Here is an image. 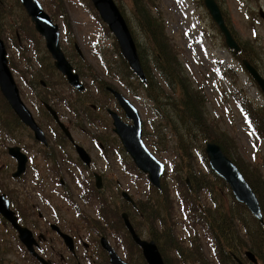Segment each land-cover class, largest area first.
<instances>
[{"label":"rangeland","instance_id":"rangeland-1","mask_svg":"<svg viewBox=\"0 0 264 264\" xmlns=\"http://www.w3.org/2000/svg\"><path fill=\"white\" fill-rule=\"evenodd\" d=\"M40 1L46 11L50 15L52 14L61 27L62 45L68 49V39H74L86 55V61L90 67L86 69L80 78L84 81L88 90L87 93L82 95L86 99L80 101L85 102V110L87 113L91 110H95L96 113L97 110L102 111L99 108L94 109L92 104H96L99 101L104 103L105 99L108 98L110 100L109 104L115 109L120 110L123 114V111L117 104V100L114 99V101L103 93L105 92L104 87L106 85L126 95L136 105L142 116L144 122V141L146 145L165 164L166 169L161 178L159 192L157 193L155 191L154 193H150L152 183L149 180L148 173L143 172L137 167L123 145H120V150L131 170H128V167L124 165L121 157L116 152H109V156H104L99 153L101 149L97 144H94L93 137L107 134L106 129L109 120L106 115H101V118L103 117L104 119L103 121H76L74 120L72 112L60 101L51 99L50 102L54 107L67 120L71 121L67 123L75 130L73 132L77 141L82 143L94 158V166H96V169L94 167L90 170L83 169L84 173H86L84 175H89L90 172L96 170L104 172L108 177L112 178V182L109 183L108 187L114 194L118 204L123 206L120 213L122 211H127L130 214L134 213L131 204L123 198L119 191L122 190L120 185L132 195L136 203H141L147 198H153L158 201L157 205H160L159 200H162L161 197L163 196L162 193L164 192L165 186L167 193L169 192L170 201H172L171 210L166 202L164 203L167 220L169 223H174L171 229L172 242L176 248L183 249L187 255H190L191 258L187 264H203L205 262L207 264H220V255H216V243L214 244L212 240L215 237V233L213 227H209L212 216L208 212L210 211L214 218H222L225 216L224 212L228 211L227 214L230 218L234 217L232 221L236 223L234 224L235 237L237 234L240 236V246L235 252L236 256L245 264H252L246 257V251L252 250L257 257L258 252L256 249H252V241L246 232V223L249 225L252 224V216L254 215L244 204L248 208L247 210L240 205L242 203L235 199L226 181L211 169L205 148L207 142H216L222 147L224 153L238 165L242 172L248 173L249 177L251 172L256 173L259 182L262 184L257 192V196L262 204V200H264V139H255L254 135L249 132L251 129L249 127L251 126L250 121L245 120L244 111L233 96L242 90V96L245 97L246 95L248 97L247 99L251 102L252 107L256 109V115H259L260 110L264 111V93L250 79L251 77L248 72L229 53L230 50L225 45V39L223 40L220 37L222 33H220L219 28L217 29L215 27L214 21L204 5V0H154L158 7L154 12L158 14L162 13L165 22L164 45L168 47V41L174 47V50L168 48L169 53L167 54L175 57V53H177L178 61L183 66L184 75L190 79L193 88L199 89L201 94L204 95L202 114L204 125L198 127L199 129L196 130L197 132L193 140H189L192 145V156L190 157L186 173L183 168L186 166V163L177 155L179 153V147L174 136V133L182 131V134H184L186 130L184 126H181L182 119L177 115L176 107L170 100L173 91L163 84L164 89L162 93L167 98L163 102V105L157 102L154 103L147 96L146 91L137 86L136 82L134 83L136 95H133L132 92L126 90L119 83L116 74L107 73L100 58V55L104 52L108 63L113 61L115 64L120 65L119 57L116 60L112 58L113 55H116L114 54V49L116 48L114 46L115 38L110 31H106L105 24L95 15L94 10L89 6L87 0ZM148 1L151 2L152 0ZM0 2H2L4 7L9 9L7 16L0 15V37L6 43L10 66L13 68L14 64L16 71L12 69L13 74L21 93H24L26 81L39 85L37 83L39 82V78H43L41 71L36 68L39 63H36L38 60L34 57V52L31 50L32 48H37L40 49L41 53L43 46L38 38L39 33L23 4L20 1L18 2V0H0ZM119 2L125 10V16L129 19V25L135 33L136 41L141 44L142 53L147 57L150 77L153 81L155 79L156 82L162 80L163 77L156 71L153 65V56H155L161 67L165 60H159L157 57L158 51H155L146 44L145 35L140 32L138 25L131 16L128 0H119ZM217 2L223 14L231 22L228 24L233 34L240 43L245 42L246 49L251 56L253 64L264 75V0H217ZM16 47H19L21 51L24 50V54L21 55ZM219 64L224 67L231 65L234 69H237L239 71L238 80L235 77H228V79L222 78L218 71ZM25 65L28 68L27 72H25ZM100 78L102 81L99 80ZM137 79L140 81L139 78ZM66 86L61 81L60 88H57V91L62 94V98L77 99V93L79 91L72 87L77 91V93H74L75 91L73 89L68 86L67 88ZM89 92L94 93V95H90V100L87 98L90 94ZM26 95L27 98L23 97L24 102L32 110L38 122L42 124L44 130L50 134L53 130V123L50 122L43 111L39 115L37 109L32 107V100L29 99L31 96ZM0 96L2 97H0V109L11 117L15 116L16 114L11 107L9 108V102L4 99L2 92H0ZM37 101L38 98H36L35 102ZM162 107L166 108L169 120L156 115V109L159 113L165 114V112H162ZM92 118L97 119V116L93 114ZM18 120L20 121V119ZM12 122L10 120V123ZM203 128H206V133L203 132ZM19 129L25 130L27 128L20 127ZM213 135L217 137V140H212ZM220 135L225 137L229 145L227 148L229 153L225 151L226 149L219 138ZM108 136L113 137L111 134H108ZM23 138L29 143L30 138L24 136ZM184 138L188 139V134H185ZM107 141L108 149L110 146H114L112 141ZM4 145V138H1L0 133V166L2 168L0 181L5 179V169L7 168L4 165L5 161L2 159ZM117 147H119V144H117ZM36 156L39 163V173L41 175L50 174L48 163L44 162L38 154ZM74 172L81 173V169L75 167ZM62 173L70 189V193L74 197L72 202L64 198L63 194L65 193L61 194L63 189L59 187L54 179L47 184V192L51 194L52 205L55 208L62 207L58 217L59 225L63 223L66 225L71 224L72 228L78 225L80 227L87 226L81 220L82 217L103 221L98 216L96 203L81 201L79 197L80 188L74 180V177L67 171H64V169ZM190 175H195L198 179H201L205 187L202 186L201 188L197 187L196 190H188L185 186V180ZM35 183L34 172H30L24 177V187L21 189L23 197L22 205H35L42 214L44 213V216L53 220L54 217L47 216L44 211L43 207L47 206V210L49 211L51 207L42 198ZM7 186L16 190L20 187V184L10 182L7 177ZM153 206L155 205L153 204ZM29 218L31 219V216ZM82 230L87 231L89 235L84 234L86 232ZM82 230V235L88 241V236L92 237L93 235L92 231L83 228ZM121 232L123 233V231ZM138 232L146 239L151 238L148 231L142 230L140 227ZM117 236L116 233H112L108 238L111 240V244L119 250L121 256H124L122 249L117 247L122 244H125L127 247L129 240H124L128 238L117 239ZM55 245L57 247L59 246L58 243H55ZM131 246L133 248L140 247L135 241ZM168 247L174 248L170 244ZM125 251H128V247ZM136 252L138 251L136 250ZM11 256L10 259L13 258L12 254ZM185 256L178 255V251L171 249H168L167 252L170 264H185L182 261ZM259 261L262 264L261 258ZM136 263L143 264L140 261H136Z\"/></svg>","mask_w":264,"mask_h":264},{"label":"flooded vegetation","instance_id":"flooded-vegetation-1","mask_svg":"<svg viewBox=\"0 0 264 264\" xmlns=\"http://www.w3.org/2000/svg\"><path fill=\"white\" fill-rule=\"evenodd\" d=\"M53 19L54 21H56L54 17ZM112 35L114 36L116 40V45L118 47V51L116 50V48L114 49V54L116 55H113L112 58L115 56V60H116V58L119 57L120 64L125 67V65L122 63L123 61H125L128 68L133 73H135L128 59L122 53L118 40L113 32ZM220 37L224 40L223 35H221ZM38 38L40 39L41 44L43 46L42 52L40 53V49L37 48L36 49L32 48L31 50L34 52V57L38 60V62L36 63L39 64L36 68L37 70L39 69L41 71L43 78L41 79L39 78V82H37L39 83V85H37L36 83L26 81L25 92L21 93L20 88L19 91L22 99L23 97L27 98L26 94L31 96V98L29 99L32 100V107L34 109L35 108L37 109L39 115L41 111H43L46 114L50 122L53 123V130L51 132L49 131L50 134H48L43 129L47 142H44L36 138L35 132L31 130L29 127H27V129L25 130L6 129L0 131L1 138H4V143H5L2 149V159L5 161L4 165L7 166V168L5 169V179L3 181H0V196H2L3 204L5 205V207L7 206L6 208L12 213V218H8L5 215V213L0 211V264H112L110 260L109 251L106 248H104L101 242V238L106 237L111 243V240L108 238V236L109 235L111 236L112 233H116L118 235V233L115 232V230L112 228L111 225L105 224V222L110 223L111 221L110 220L106 221V219L102 217V214L99 212V208L101 207V205L98 203V200L94 194L96 189L98 193L103 192L108 200L111 201L116 200L114 194L109 190L108 187L109 183L112 182V178L108 177L104 172L96 171L94 169H93L94 171L90 172L89 175H84L86 173H84L83 169L90 170L93 167L96 169V166H94L95 165L94 158L92 154H90L91 152H89L88 149L82 143L77 141V138L74 136V132H73L75 130H73L72 126L69 123H67L71 121L67 120L65 116L62 115L54 107V105L50 102V100L53 99L56 101H60L67 109H69L72 112L74 116V120L93 119L92 116L94 114L97 116V119H93V120L103 121L104 119L103 117L101 118V115H106V117L109 120L108 127L106 129L107 134L93 137L94 144H97L98 147L101 149V152L99 153L104 156H109L110 155L109 152L110 153L116 152L120 157H124L123 153L120 150L121 147L120 145L122 144L119 136L114 131L115 126L113 124L112 115L109 113V109L118 113L123 118L124 121L125 118L127 117L126 112L118 101L117 104L123 111V114L120 112V110H117L114 107H112L109 104L110 100L107 98L105 99L104 103L102 101H99L96 104H92V107L94 109L99 108L102 111L97 110L96 113L95 110H91L88 111V113H85L84 110L79 108L80 113H78L75 110V108L72 106V103L75 101L78 104H80L79 102L80 100H85L86 98L83 97L82 95L87 93L88 87L85 85L84 89L82 91H79V93H77V91L73 89L71 84L68 82L67 77L63 75L60 72V70L56 67L55 60L47 48L46 40L44 36L39 34ZM68 44H69L68 49L62 45V42H61V47L64 51L67 60L73 66L74 71L78 73L80 77H82L86 69L90 67L86 61V55L83 53V49H81L80 45L76 41H74V39L71 38L68 39ZM16 49L18 50V52H20L21 55L24 54V50L21 51L19 47H16ZM229 53L232 54L230 51ZM103 55H105V52L100 55V58L103 67L106 68L102 58ZM34 57L33 59H35ZM26 65H25V72H27L28 69ZM254 66L257 67L256 65ZM12 69L16 71L14 64ZM143 69H144V74L147 78V73L144 66ZM99 80L102 81L101 78ZM61 81H63L64 84L67 85L69 88L73 89L75 91L74 93H77L78 95L77 99L62 98V94L59 91H57V88H60ZM119 83H121L124 86L122 82ZM109 88L114 89L113 87L106 85L104 87L105 92L103 93L109 96L110 99L117 100L113 91L110 90ZM90 95L92 96L94 95V93L89 94V96L87 97L89 98L88 100L91 99ZM36 98H38L37 102H35ZM4 99L7 101L5 96ZM48 105H50L53 109H55L58 112V116L60 120L64 122V125L67 128V130L62 128V126L56 120L52 112L49 111L50 109L48 108ZM14 113L16 114L15 117L17 119H20L15 111ZM32 114L34 115L33 112ZM98 114L100 115L98 116ZM40 125L42 126V124ZM108 134H111L113 137L112 138L109 137ZM23 136L30 138L29 143L26 142ZM107 140L112 141L114 143V146H110V148L108 149ZM117 144H119V147H117ZM12 147H19V150L18 149L11 150ZM78 147L81 148L83 147L85 149L86 153L90 158L89 162L80 153ZM36 154H38V156L44 162L48 163L49 165L48 168L50 169L51 172L50 174L48 173L47 175H41L39 173V169H38L39 163ZM75 167H77V169H81V173H75L74 172ZM18 169H23V171L19 175H16ZM63 169L64 171H67L69 174H71L74 177V180L77 182L78 187L80 188L79 197L81 201L97 204L98 216L100 217V219L103 220L102 221L103 225L107 228V230L110 229L109 232H107V230L106 232H104L103 229L102 230L99 229L98 226L96 225L90 226L88 223H91L96 220H91L89 217H82L81 219L82 221H84V223H86L88 227L85 226L84 223H82V225H84L82 227L78 225L77 227H73V228L71 224L66 225L65 223H63L62 225H59L58 217L60 215L59 213L62 207L55 208L52 205L51 194L47 192V184H49L51 180L54 179L58 183L59 187L63 189L61 194L65 193L63 194L64 198L67 201L72 202L74 197L70 193V189L66 184V180L62 173ZM1 172H2V168L0 166V173ZM30 172H34V176L36 180L35 185L37 186V189L40 192L42 198L51 207L50 211L47 210V206L43 207L44 211L47 216L54 217L53 220L44 216L43 215L44 213L42 214L41 211L37 209V207H35V205L34 206L22 205L23 197L21 194V189L22 187H24L23 184L24 177L28 175V173ZM7 177L8 180L12 183H19L20 187H18L16 190H14L11 187H8ZM120 188L122 189L119 190L121 194L123 191H126L123 189L121 185ZM129 203L131 204L133 209L136 208L131 202ZM128 214L132 223L134 224L132 216L130 215V213ZM29 216H31V219L29 218ZM121 219L123 221V227L125 233L128 235V237H130L133 240L132 243H134V239L132 238L126 226L123 217ZM12 220H15V223L20 226L19 229L16 227V225ZM134 227L135 229H138L135 224ZM142 227H145L144 230L147 231L146 227L148 226H142ZM20 228H25L26 230H24L21 233L22 230L20 231ZM82 228L89 229L93 233L92 237L88 236V241H86L85 236H83L81 233ZM84 232H86L84 234L89 235L87 231ZM121 238H124L123 233L121 236L119 235L117 236V239H121ZM55 243H58L59 246L57 247ZM113 247L119 253V250L116 249L115 246ZM127 247H128V251H125ZM127 247L125 244H122L119 247H117L122 249L124 256L121 257L126 262L130 264H137L136 256L141 255L142 259H140L139 261L142 262L143 260H145V262L148 264L147 260L144 257L141 247H138L139 252H136V248H133L129 243H127ZM15 250L17 251L15 252ZM11 254L13 255V258L10 259Z\"/></svg>","mask_w":264,"mask_h":264},{"label":"trees","instance_id":"trees-1","mask_svg":"<svg viewBox=\"0 0 264 264\" xmlns=\"http://www.w3.org/2000/svg\"><path fill=\"white\" fill-rule=\"evenodd\" d=\"M89 6L94 10V13L97 17L98 13L95 11L92 3L90 0H87ZM19 2V0H18ZM120 8L125 14V10L120 4L119 0H116ZM197 4L200 5L199 2ZM128 5L130 7V13L132 18L134 19L135 23L138 25L140 32L145 35L146 44L154 49L155 51H158V59L159 60H165L163 63V66L161 67L155 56H153V65L156 68V71L160 73V75L163 77L162 80L157 81L152 78L149 75L148 71V65H147V57L145 54L141 51V44L137 43L138 50L144 65V68L147 73V83L142 84L140 81H138L137 76L128 68L126 65V62L123 61L122 63L125 65L122 66L121 64H115L113 61L107 62L106 55H103V61L106 66L108 73H114L117 75V78L119 82H122L124 84V87L129 92H132L133 95L135 94L134 91V83L136 82L137 86L144 89L147 93V96L150 97V99L155 103L162 104L166 100V96L162 93L163 92V84L169 87L173 93L172 97H170V100L174 103L177 111V115L180 116L182 119L181 126L185 127L186 132L182 134L181 132L174 133L175 139L177 141V146L179 147V153H177L178 157L181 158L183 161H185L186 166L183 167L185 169V173L188 170V163L190 160V157L192 156V145L189 140H193V137L196 135V130L199 129L198 127H201L204 125L203 123V100L204 95L201 94L199 89H194L192 86V83L190 82V79H188L184 73H183V66L182 63L178 61L177 53H175V57H171L169 53L170 50H174V47L168 43V47L164 45V36H165V22L162 13L158 14L154 11L158 8L155 4L154 0L149 2L148 0H128ZM154 8V10H153ZM62 9V8H61ZM9 9L4 7L2 2H0V15H8ZM225 19L227 23H231L224 14ZM127 21L129 23V19L126 16ZM130 24V23H129ZM215 27L218 29L217 24L214 22ZM229 25V24H228ZM107 32H109L108 28L104 25ZM230 27V26H229ZM133 32V30H132ZM134 38L135 33L133 32ZM240 43V42H239ZM114 45L116 46V50L118 51V47L116 45V42H114ZM241 45V51L240 53L236 54L234 51H231L232 54L236 57L238 62H242L243 59H248L250 62H252L251 56L249 52L246 49V44L240 43ZM169 48V49H168ZM113 60H115V56L113 57ZM253 63V62H252ZM242 64V63H241ZM218 70L220 72V75L224 79H228V77H235L236 80L239 78V71L235 70L232 66H219ZM202 89V88H200ZM243 91L240 90L237 93L234 94L233 98L236 100V102L240 105L242 110L244 111L245 117H247L250 121L251 127L253 131L256 133L258 137H264V111L260 110L259 115H256V109L252 107L251 102L247 99V96H242ZM176 95V97H175ZM1 97V96H0ZM2 98V97H1ZM80 104L77 102H73L72 106L75 108V110L80 113V109L84 110L85 113L87 111L85 110V102L79 101ZM10 108V105H8ZM162 112H165V114H161L156 109V115L165 117L169 120V115L166 113V108L162 107ZM179 112V114H178ZM10 120L13 122L10 123ZM82 120V119H77ZM76 120V121H77ZM93 120V119H88ZM200 125V126H199ZM20 127H25L15 116L11 117L10 115H7L3 112L2 109H0V131L6 130V129H19ZM27 128V127H26ZM203 132H205L206 128L202 129ZM206 133V132H205ZM188 134V139L184 138V135ZM183 135V136H182ZM214 136V135H213ZM220 140L222 141V145L226 149L229 147L225 137L223 135L219 136ZM212 140H217V137H212ZM181 152V153H180ZM179 168V167H178ZM179 171V170H177ZM246 178L248 179L250 185L254 189V191L257 193L258 190L261 188L262 184L259 182L256 173L251 172L250 177L248 176V173L243 172ZM188 177V176H187ZM189 182H191V185L187 182V179L185 180V186L188 190H196V188H201L202 186L205 187L202 184V180L198 179L195 175H190L188 177ZM163 186V185H162ZM95 189V188H94ZM159 189H156L155 187L150 186V193H154L155 191L158 193ZM164 192L162 193L163 196L161 197L162 200H159L160 205H157L156 200L153 198H147L141 203L137 202V207L133 209L134 213L130 214L132 216V219L134 221V224L139 230V227L144 230L145 227L142 226H148L147 231L151 237V239H154L163 256L166 261V264H170V261L167 257L168 249L178 251V255H186L184 257V260H182L185 264H187L188 260L191 258L190 255H187L183 249H178L173 245L172 242V227L174 226V223H169L166 216V209L164 206V203L166 202L167 206L172 209V201L169 192L167 193V188L164 186ZM95 197L98 200V203L101 205L99 208V212L102 214V217L106 219V221H111L110 223H106L107 225H111L112 228L115 230V232L118 233L119 236L122 235L125 241H128L130 245L133 243L132 240L128 237V235L125 233L124 227H123V221L121 217L120 211L122 210L121 205L118 204L116 200L111 201L108 200L105 197V194L98 193L95 189ZM169 202V203H168ZM153 204L155 206H153ZM244 207L245 210L247 208ZM262 211L264 215V200H262ZM242 210V209H241ZM228 212V211H227ZM225 213L224 217L220 218H214L213 215H211V212L209 211V215L212 216V220L210 221V228L213 227L215 237H213V242L215 244V251L216 255H220V264H238L236 260L234 259L233 254L238 250L239 248V242H240V236L237 234L235 237L234 233V224H236L234 221H232V218ZM90 226L96 225L99 229H103L104 232H106L107 228L103 225V222L100 220L93 221L91 223H88ZM246 232L248 237L252 241V249H256L258 252V258L262 264H264V224H261L254 216H252V224L246 223ZM160 227V228H159ZM239 233V231H237ZM236 232V233H237ZM106 234V233H105ZM172 245L174 248H169L168 245ZM246 245V244H245ZM214 247V245H213ZM221 247V248H220ZM221 249V250H220ZM136 250L139 252V249L136 247ZM236 254V253H235ZM142 259L141 255L137 256V261ZM143 264H147L145 260L142 261ZM203 264H207L206 262ZM260 264V262H259Z\"/></svg>","mask_w":264,"mask_h":264},{"label":"water","instance_id":"water-1","mask_svg":"<svg viewBox=\"0 0 264 264\" xmlns=\"http://www.w3.org/2000/svg\"><path fill=\"white\" fill-rule=\"evenodd\" d=\"M28 15L31 17L36 30L40 35L44 36L46 45L52 54L56 67L67 77L68 82L76 89L83 90L84 83L80 76L73 69L71 63L67 60L60 42L59 24L55 23L50 14L44 9L39 0H20ZM102 20L109 26V29L115 34L120 49L124 56L128 59L135 74L145 83L147 78L144 74L141 57L138 52L137 44L129 27V24L122 13L120 7L115 0H91ZM204 5L209 11L213 21L217 24L221 33L225 37L226 44L239 52L241 47L232 30L227 25L222 9L217 0H204ZM244 65L250 75L255 79L259 87L264 93V77L251 64L249 60H244ZM113 91L117 101L121 104L126 112L128 119L133 123L124 121L116 112L109 109L112 115L114 131L117 133L126 151L131 155L137 167L145 173H148L150 182L158 189L161 188V178L163 176L165 165L154 153H152L143 140V122L139 110L136 106L120 91L109 88ZM0 90L9 102L12 109L17 113L20 120L35 132L36 138L47 142L43 128L35 119L31 110L21 98L19 87L17 85L14 74L9 66L7 56V47L5 41L0 37ZM49 111L52 112L56 120L63 129L67 130L64 123L60 120L58 112L48 105ZM127 120V119H126ZM19 150V147H12L11 150ZM80 153L89 162L90 158L85 149L78 147ZM81 149V150H80ZM207 157L214 172L222 179L226 180L233 189V193L237 201L244 203L253 212V214L263 221V214L259 204V199L240 171L239 167L232 161L222 150L221 146L216 142H207L205 148ZM14 154V153H13ZM80 154V155H81ZM24 159V158H23ZM26 159V158H25ZM84 159V160H85ZM25 168V167H24ZM23 169H18L16 175H19ZM189 180V179H188ZM100 182V181H99ZM99 185V184H98ZM123 198L136 206L133 197L126 191L122 192ZM0 211L5 213L8 218H12V213L3 204L2 196H0ZM8 202V201H7ZM3 204V205H2ZM124 222L134 239V241L142 248L145 259L148 264H165V260L154 239H146L141 237L136 231L128 212H123ZM14 219V218H13ZM16 227L19 225L12 220ZM22 230V231H21ZM26 230L20 228L21 233ZM27 233V232H26ZM101 242L109 251L112 264H130L126 262L120 254L115 250L110 241L106 237L101 238ZM247 258L257 264L258 259L252 251H246ZM239 264H245L239 257L234 254Z\"/></svg>","mask_w":264,"mask_h":264}]
</instances>
